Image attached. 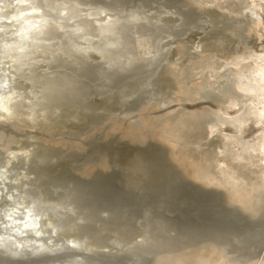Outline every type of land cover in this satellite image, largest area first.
<instances>
[{"label":"rangeland","instance_id":"374dc122","mask_svg":"<svg viewBox=\"0 0 264 264\" xmlns=\"http://www.w3.org/2000/svg\"><path fill=\"white\" fill-rule=\"evenodd\" d=\"M228 1L230 0L218 2L219 4L225 3L224 8L217 7L221 13L239 19L249 13L245 5L234 8L233 5H229ZM84 2L80 5L82 11L78 18L67 19L65 23L69 22L65 28L57 30L59 39L57 36L54 38L52 34L43 41L44 46H47L46 54L36 60L38 63L41 64L45 60L42 64L44 66L49 62L48 59L52 63L51 58L53 57L51 56L60 53L59 50L63 54L60 53L62 57L66 59L67 52H74L72 53L74 56L77 53L80 58L81 55L79 56L78 53L80 49L97 45V41L101 38L96 21L111 15L118 18L122 26L128 28L134 25L137 29L147 25L155 27L157 24V27H167L166 29L170 31L174 27H181L180 29L189 34L178 36L172 33V36L167 33L160 36H144V32L135 30L136 34L132 33L126 37L128 40L125 41V49L128 51L124 53V59L136 58L138 59L136 62L144 64L156 49H168L170 46L168 43L176 41L172 45L175 49L174 60L178 59L180 64L191 65L201 60L204 64L208 61H215V58L208 59L211 53H204L196 59L191 55L196 46L198 32L202 30L203 33L207 26L217 23L218 17L214 12L216 7L208 3V0L203 4L196 3L195 0H121L119 4L115 3L116 0L115 2L114 0H84ZM195 11H204L207 15L199 18L196 17ZM83 19L91 21L84 30L74 26L76 25L75 20ZM262 25L264 28V23H262L259 32L256 29L245 31V34L252 40L259 39L256 48L246 47V43L239 35V24L226 30L224 32L226 34L218 44H223L227 48H237L236 50L241 51L244 56V63L252 62L255 66L262 67L264 64ZM70 32L74 34L70 35ZM176 37L184 41L177 40ZM146 38H148L147 45H140V39ZM225 39L229 41H224ZM99 47L105 48L106 40H100ZM96 53L93 52L85 64L73 62L72 59L67 62L63 61V63L59 61L57 64L61 63L62 68L57 69L62 73L65 72L64 75L71 77L72 81L63 87L58 99H50L45 105L38 106L35 110L31 105L33 99L31 92L34 91L31 82L33 81L18 75L16 82L18 96L13 106L17 113L14 112L9 120L0 122V126L4 128H0V160L4 158L6 161L14 156L21 159L22 156L30 154V162L27 165L22 160L15 162L14 174L21 173L24 168H29L37 175L28 185L12 190V193L25 197V202L30 205L36 203H42V205L71 203L74 205V210H71L74 211L72 215L61 220V224H64L61 225L57 239L59 246L65 245V248L57 254L46 251L35 258L26 256L23 258L24 262H28L27 264H73L72 260L82 258L84 260L82 264H164L163 261L167 254L165 251L169 250V246L174 241L185 243L191 241L192 238L195 240L203 236L226 241L227 236L244 233L241 229L231 232V227L237 224L229 222L226 213L220 212L217 202L204 198L188 183L198 185V190L206 193L212 190H223L212 184L206 185L199 179L187 175L186 167L184 168L182 164L184 162L177 158L179 146L164 139L162 130L169 115H175L179 110H184V106H195L192 109H185L191 112H200V108L208 107L207 105L198 106L204 101L200 99V96H194L197 100L195 102L184 99V85L177 82L179 78L174 72L177 68L175 64L178 62L169 64L166 74L173 80L174 89H169L165 80L157 81L153 87H148L147 83L140 82L143 77L141 71L106 70V60L98 58ZM230 59L221 60L230 62ZM230 66L228 64L226 67H221L219 71L225 72ZM44 69V67L40 68L39 71ZM202 71L203 69H196L194 73ZM195 79L193 85L201 93L204 92V88H207L210 89L209 98L216 94L212 84L208 85L201 80V74H198ZM219 81L221 78L212 79L211 83L217 84ZM134 83L139 84V92L133 97H128L131 89L129 85ZM147 90L153 92L154 96V100L148 104L145 103V98L152 93L148 94ZM253 96L260 104L257 103L261 109L258 113L262 116L259 115L258 118L254 116V120L259 121L257 124H250L249 128H246L248 132L243 136L247 137L248 141H255V144L259 145L257 147L259 152L254 155L257 156L255 160L261 166L264 165V111H262L264 110V97ZM108 98L119 102L120 100L132 102L133 106L138 105L140 110L133 111L130 115L126 114L121 119L118 114L106 109ZM226 106L229 107L224 105L225 108ZM129 108L131 110L133 107L129 105ZM238 109L239 107H235L234 111ZM32 111L41 117L34 129L31 126L35 123L28 122L33 115ZM46 124L54 128L49 130L45 127ZM128 128L135 132L130 134L131 131ZM214 136L216 135L207 136V138L202 136L200 143L211 144L213 140H218ZM140 156L144 158L146 169L151 172L148 177H143V172L136 170ZM189 161L192 163V160ZM195 167V171L198 170ZM258 171H260L259 175H264L263 168ZM175 172H180L183 176L181 175L180 179L176 178ZM132 174L144 179L132 182ZM172 178L176 180L172 181L174 180ZM263 199L264 193L260 195L257 206L264 207ZM234 205L235 212L240 216L252 215L248 208H244L239 203H230L225 207L232 208ZM60 210L59 212L65 211L66 213V209ZM71 211L67 210L69 213ZM74 221L76 224L77 222L83 224V227L73 233H68V226ZM65 226L68 228H64ZM255 234L256 230L242 234L244 239H248L246 244L249 245L238 254L246 256L249 254L248 251L251 254L258 253L259 245L264 238V228L261 235H258L262 241H259ZM86 235L89 237L86 238ZM85 238L86 240H83ZM255 238L258 239L257 242L254 241ZM69 239L82 240L78 241L79 246L77 245L76 251H68L66 244H69ZM203 244L190 247L189 250L197 256ZM254 247L258 249H255V252Z\"/></svg>","mask_w":264,"mask_h":264},{"label":"bare ground","instance_id":"6f19581e","mask_svg":"<svg viewBox=\"0 0 264 264\" xmlns=\"http://www.w3.org/2000/svg\"><path fill=\"white\" fill-rule=\"evenodd\" d=\"M120 1L121 0H116L115 2L114 0L116 4H119ZM208 1V3L216 7L214 12L218 17L217 23L212 26H207L208 28L206 27L203 33L200 29L201 34H199L200 32L197 34L196 46L191 55L196 59L200 58L204 53H211L208 59L215 58L213 62L208 61L204 64V61L201 60L192 64L190 63L191 65H186L185 63L180 64L178 59L174 60L175 49L172 45L175 44L176 41L168 43V45H170L168 49L163 50L155 48L154 54L151 55V58L144 64L136 62L138 60L136 58L133 59L129 57V59H124V53L128 51L125 49V41L128 40H126V37L130 36L132 33L136 34L137 31L135 30L144 32V36H160L167 33L169 35L174 33L178 36H186L189 34L180 29L181 27H174L170 31L166 29L167 27H157V24L155 27H149L147 25L137 29L134 25L128 28L122 26L120 20L114 15H111L96 21L98 23V31L101 35L100 40H106L105 48L99 47V40L96 43L97 45L94 44L86 49H80L78 52L79 56L81 55L80 58H78L77 53L75 54L77 57H75L73 55L74 52H72L73 54L67 52V59L64 58V56L62 57L63 54L59 50L62 55L60 53H57L59 54L58 56H56L57 54H53L54 56L50 55L53 57L51 58L52 63L48 59L49 62L43 66L42 64L45 63V60L41 64L36 61L39 57L46 54L47 46H44L43 41L52 34L55 38L59 34V32L57 34V30L63 27L65 28L66 24L69 22L65 23L67 19L72 20L75 17L78 18L79 13H81L80 11H82L80 5L85 3L84 0H0V122L9 120L13 117L12 115L14 112L17 113V110H14L13 106L18 96L16 92L18 75L33 81L31 82L34 90L31 92L33 93L31 105L34 110L38 108V106L41 107V105H45L50 99H58L63 87L72 81L71 77L64 75L65 72L62 73L57 69L62 66L61 63L57 64L59 61L63 63V61L67 62L72 59L71 61L73 62L85 64L92 56V53L97 52L98 58L106 60V70L117 69L124 72H126V70L130 72L139 70L141 74H143L142 81L140 82H145L148 84V87H153L155 82L165 80L169 89H174V86L173 80L166 75L169 68L168 65L178 62L175 64L177 68L174 72L176 77L179 78L177 82L184 85L185 92L181 89L185 95L184 99L195 102L196 99L194 96H200V99L204 101L200 102L199 100L200 103L198 106L207 105L208 107L205 109L200 108V112H191L185 109H192L195 108V106H184V110H179L175 115H169L165 120V126L163 125L164 129L162 133L164 139L179 146L181 152L179 150L177 158H179L181 162H184L182 164L184 168L186 167L187 175L193 176L197 178V180L199 179L206 185L212 184L223 190H212L210 193H206L199 191L198 185L191 184V182L188 183L191 188L197 191L198 194H202L204 198L217 202L221 210L220 212L223 211L226 213L229 222L232 221L233 224H237L231 227V232L236 229H241L244 233H251L256 230L255 237L257 236L256 238L262 241V238L258 235H261L264 228V207L261 208L257 206V202L259 201L260 195L264 193V175H259L260 171H258L260 168L264 169V165H258L259 162L255 160L257 156L254 154L259 152L257 149L259 145L255 144V141H248L247 137H244L243 134L248 132L246 128L250 124H257L259 121L258 119L257 121L254 120V116H262L258 113L261 110L257 105L259 102L253 95L264 97V64L262 67H258L257 65L256 67L252 62L244 63V56L241 54V51H237L235 47L227 48L224 47L225 45H220L218 43L226 34H224L226 30L239 24V35L246 43V47L256 48L259 39L255 38L252 40L245 34V31H253L255 29L258 32L260 31V25L264 23V0L228 1L229 5H233L234 8L239 5L246 6L245 8L249 13L243 16L242 19L237 17L231 18L228 14L221 13L217 7L224 8L223 4L225 3L219 4L218 2L220 0ZM195 2L203 4L205 2L207 3V0H195ZM102 10H104V8ZM195 14L196 17L199 18H202L203 15H207L204 14V11H195ZM75 21L76 25H73L77 28L79 27L78 29L81 30H84V28L88 26V23L91 22L87 19ZM71 33L72 32H70V35ZM73 34L74 32L72 35ZM58 37L59 36H57V38ZM176 38L177 40L184 41L178 37ZM226 40L227 39L224 41ZM227 41H229V39ZM147 43L148 38L140 39V45H147ZM92 48L93 51H91ZM221 59H230V62H225ZM228 64L231 66L226 69L225 72L219 71L221 67H226ZM43 67L45 69L39 71L40 68ZM196 69H203V71L194 73ZM198 74H201V80L204 83L214 86L213 90L216 94L213 97L209 98L210 96H208L210 89L204 88V92L201 93L194 87L193 82L196 80L195 78ZM220 78L221 81H219V83H211L212 79L218 80ZM138 86V83L129 85L131 89L128 97H133V95L139 92ZM148 87L145 88L148 89ZM147 93L152 94L145 98L146 104L154 100L153 92L148 91ZM18 99H20V97ZM52 101L53 100H51V102ZM124 101L120 100L119 102L115 99L108 98L106 99V109L111 113L118 114L121 119L126 114L130 115L131 112L140 110L138 105L133 106L132 102ZM128 104L133 107L131 110L130 108L128 109ZM224 105H228L229 107L226 106L227 108H225ZM235 107H239V109L234 111ZM32 112L33 115L28 122L30 124L35 123V125L31 126L32 129H34L38 124V119L41 117H38L39 115L37 116L35 111ZM235 114L238 116H233ZM1 127L2 126H0V128ZM45 127L49 130L54 128V126L49 124H46ZM227 127H233V129H227ZM128 130L131 131L130 134L135 132L130 128H128ZM213 135H216L214 137L218 138V140H213L211 144L200 143L202 136H206L207 138V136ZM189 146H191V148H189ZM207 146L208 148L206 149ZM141 156L138 158L139 162L136 165V170L142 171L144 174L143 177H148L151 175V172L146 169L144 158ZM20 160L25 161V165H27L30 162V154L22 156L21 159L14 156L6 161L4 158L0 160V264H27L28 262H24L23 260L26 256H34L35 258V256L40 253H45L46 251L54 254L61 252L63 248H65V245L59 246L57 240L61 225L64 224H61V220L68 218L72 215V212H74L71 211L74 210V205L71 203L54 205L36 203L30 205L25 202V197L13 194L12 190L28 185L37 177L36 173L29 168H24L21 173L15 175V162ZM189 160H192V163ZM195 165H197V167H195ZM194 167L198 170L195 171ZM132 175V182L144 179L143 177H137L136 174ZM174 175L176 178L183 176L180 172H175ZM175 180L176 179L172 181ZM19 194H21V192H19ZM232 202L242 204L244 208L246 207L249 209L252 215L249 217L240 216L235 212V205L232 206V208L225 207V205L228 206L230 203L233 204ZM60 209H66V213L63 210V212H59ZM67 210H70L71 213L67 212ZM75 222L76 221L71 223L68 226L69 228L66 227L67 225L64 227L68 228V233H73L83 227V224H78V222L76 224ZM244 233H235L230 235V237L227 236L225 238L226 241H221L213 237L210 238L209 236H203V238L195 240L192 238L191 241L189 240L185 243L174 241L170 246L167 245V247L169 246V250L164 247L167 250L165 251L167 254L163 263L264 264V238L263 242H261L262 246L261 243L260 245L258 244L260 250L257 254H251L249 251L247 252L249 254L246 256L238 254V252L246 249L249 245L246 244L248 243V239H244ZM85 237L88 238L89 236L87 237L86 235ZM261 237H263V235ZM86 238L83 240H86ZM77 239L78 237L76 240ZM76 240L69 239V244H66L68 251H76V249H78V241L81 239L78 241ZM257 240L258 239L254 241L257 242ZM200 243L204 244L200 247L198 255L194 256V254L191 253L192 250H189V248L196 245L199 246L198 244ZM256 248L254 247V252ZM88 249L91 250L90 248ZM28 260L31 261L30 259ZM83 261L82 258H76L74 261L72 260L73 264H82Z\"/></svg>","mask_w":264,"mask_h":264}]
</instances>
